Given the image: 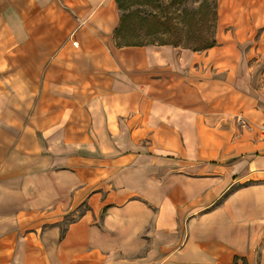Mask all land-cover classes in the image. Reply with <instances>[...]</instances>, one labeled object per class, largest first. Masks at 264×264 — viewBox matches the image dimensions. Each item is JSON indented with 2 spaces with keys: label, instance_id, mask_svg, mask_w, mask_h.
<instances>
[{
  "label": "crops",
  "instance_id": "obj_1",
  "mask_svg": "<svg viewBox=\"0 0 264 264\" xmlns=\"http://www.w3.org/2000/svg\"><path fill=\"white\" fill-rule=\"evenodd\" d=\"M118 22L0 0V264H264V0H216L201 50Z\"/></svg>",
  "mask_w": 264,
  "mask_h": 264
},
{
  "label": "rangeland",
  "instance_id": "obj_2",
  "mask_svg": "<svg viewBox=\"0 0 264 264\" xmlns=\"http://www.w3.org/2000/svg\"><path fill=\"white\" fill-rule=\"evenodd\" d=\"M122 2L127 7L123 9L125 11L137 8L141 15H146L159 10L164 16L172 19L174 23L178 24V29H173L169 35L165 36H170L174 40L178 38L179 47L192 49L214 39L216 0H123ZM118 11L120 15L122 11L120 9ZM146 28H153V25L149 22L143 23L140 18L134 17L132 24L125 28L119 38L123 40L122 36L125 34L126 39L136 40V35L142 36ZM113 39L116 44L114 35ZM153 39L155 45L160 42L157 37H153ZM157 72L167 73V86L166 83L158 86L160 92L164 93L166 90L168 93L176 94L175 92H178V67H169L167 70L158 69ZM168 85L171 87L170 89H168Z\"/></svg>",
  "mask_w": 264,
  "mask_h": 264
},
{
  "label": "trees",
  "instance_id": "obj_3",
  "mask_svg": "<svg viewBox=\"0 0 264 264\" xmlns=\"http://www.w3.org/2000/svg\"><path fill=\"white\" fill-rule=\"evenodd\" d=\"M123 0H115L117 8L120 9L122 12L119 15V22L118 26L114 29L113 35L115 38V45L116 46H142L148 44H154L155 40L153 37H157L160 42L156 43L159 45H172L178 46V38L172 39L169 35L173 31V29H178V24L174 23L172 19L164 16L162 12L158 10V12H153L151 14L141 15L139 11L136 9L125 11L124 8H127L123 2ZM170 5V3H169ZM216 14V12H215ZM134 17L140 18L141 22H149L153 25V28H146L144 29L143 35L139 36L136 35V40L133 39H126V35L122 36V39L119 38L120 34L125 30L126 27H129L132 24V20ZM178 32V30H176ZM178 34V33H177ZM125 41V42H122ZM214 39L212 38L210 41L204 43L200 47L192 48L193 50H201L207 48L214 44Z\"/></svg>",
  "mask_w": 264,
  "mask_h": 264
},
{
  "label": "built area",
  "instance_id": "obj_4",
  "mask_svg": "<svg viewBox=\"0 0 264 264\" xmlns=\"http://www.w3.org/2000/svg\"><path fill=\"white\" fill-rule=\"evenodd\" d=\"M258 132H259L260 137L264 140V123L258 126Z\"/></svg>",
  "mask_w": 264,
  "mask_h": 264
}]
</instances>
